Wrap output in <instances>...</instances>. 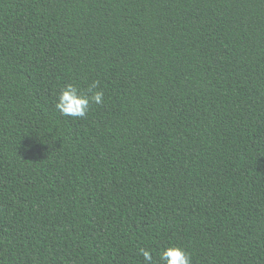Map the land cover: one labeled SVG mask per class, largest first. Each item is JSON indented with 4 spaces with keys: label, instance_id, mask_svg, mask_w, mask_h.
Instances as JSON below:
<instances>
[{
    "label": "trees",
    "instance_id": "trees-1",
    "mask_svg": "<svg viewBox=\"0 0 264 264\" xmlns=\"http://www.w3.org/2000/svg\"><path fill=\"white\" fill-rule=\"evenodd\" d=\"M168 246L264 264V0H0V264Z\"/></svg>",
    "mask_w": 264,
    "mask_h": 264
},
{
    "label": "clouds",
    "instance_id": "clouds-1",
    "mask_svg": "<svg viewBox=\"0 0 264 264\" xmlns=\"http://www.w3.org/2000/svg\"><path fill=\"white\" fill-rule=\"evenodd\" d=\"M99 81H93L86 92H81L77 87L68 84L58 96L57 110L64 116L85 118L90 105L104 103V93L98 91ZM145 264H154L151 250L140 249ZM159 264H191L190 254L180 246H168L159 254Z\"/></svg>",
    "mask_w": 264,
    "mask_h": 264
}]
</instances>
